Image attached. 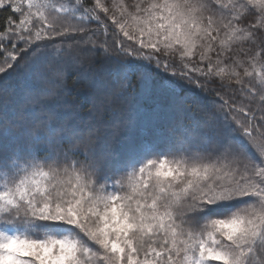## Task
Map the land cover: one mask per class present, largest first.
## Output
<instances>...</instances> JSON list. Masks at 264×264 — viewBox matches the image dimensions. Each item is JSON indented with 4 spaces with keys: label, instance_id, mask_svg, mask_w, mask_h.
<instances>
[{
    "label": "snow or ice",
    "instance_id": "snow-or-ice-1",
    "mask_svg": "<svg viewBox=\"0 0 264 264\" xmlns=\"http://www.w3.org/2000/svg\"><path fill=\"white\" fill-rule=\"evenodd\" d=\"M0 264H264V0H0Z\"/></svg>",
    "mask_w": 264,
    "mask_h": 264
}]
</instances>
